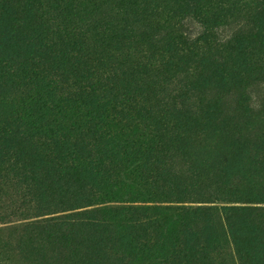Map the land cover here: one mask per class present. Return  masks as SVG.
Masks as SVG:
<instances>
[{
	"label": "rangeland",
	"instance_id": "rangeland-1",
	"mask_svg": "<svg viewBox=\"0 0 264 264\" xmlns=\"http://www.w3.org/2000/svg\"><path fill=\"white\" fill-rule=\"evenodd\" d=\"M42 1L29 11L54 10L51 0ZM202 1L229 10L224 27L210 30L185 10L136 34L144 13L126 17L133 0H114L110 12L113 22L133 29L129 42L109 43L107 27H88L87 47L110 46L123 59L128 82L144 81L156 69L164 74L140 99L141 114L115 115L107 104L106 120L91 129L73 71L56 84L42 73L60 50L61 35H49L41 50L0 31V264H264V0ZM11 2L15 10L30 4ZM87 5L70 2L64 19L80 17ZM176 121L182 126L174 127ZM169 132L176 152L165 159ZM15 148L63 156L89 199L69 195L81 208L66 210L54 195L53 211L97 210L106 223L107 256L94 259L84 233L63 249L29 230L57 214L43 215L41 202L22 194L25 182L9 172ZM223 207L254 211L228 214Z\"/></svg>",
	"mask_w": 264,
	"mask_h": 264
},
{
	"label": "trees",
	"instance_id": "trees-1",
	"mask_svg": "<svg viewBox=\"0 0 264 264\" xmlns=\"http://www.w3.org/2000/svg\"><path fill=\"white\" fill-rule=\"evenodd\" d=\"M37 1L41 2L42 0H27L25 3H30L29 5L20 6L22 9L16 7L15 10L11 5L14 2L0 0V31L3 32L4 29L9 35L6 36L15 44L17 41L19 42L18 45H21L24 41L30 47L35 46L41 50L47 48L45 41L49 35H53L55 32L57 35H61L62 42L56 45L60 50L50 56L48 69L42 71V73L48 79L54 80V84H56L57 79L65 73H70V69L73 71L76 97L82 99L88 105L86 114L90 124L89 129L95 127L100 119H105L103 113L107 111V104L115 115L122 112L129 116L131 113L137 114L140 112L141 114L140 99L145 98L147 94L149 96V93L154 90L157 80L155 77L160 74L164 75L162 70L156 69L157 73L154 70L152 74L146 76L144 81L141 79L135 83L128 82L123 76V59L113 57L111 47L103 46L105 43L94 42L87 47V38L84 37L91 25L93 27L103 25L111 32L112 37L109 43L129 42L133 29L125 23L113 22L110 17L114 0H89V5L85 7L80 17L73 15L67 20L64 19L63 12L68 10L70 2L75 0H51V2L49 1L50 6L54 8L52 12L51 7L44 10L43 13H39L35 8L37 11L33 14L29 10L31 7L32 9L35 7L34 3ZM133 1V4H130L131 8L125 10L126 17H137L136 13H144L143 25L136 34L139 31H151V26L158 25L159 20H162L163 17L167 21L176 20L185 10H188L187 12L195 18L201 17V20L210 30L224 27L226 25L225 21L230 18L228 15L229 10L225 9L226 7L215 9L212 1H209V6L202 0H183V4L182 0ZM146 1L150 3L147 4ZM161 3L169 8L163 7V10H159V4ZM16 5H18V1ZM20 10H22V13H20ZM56 10L59 11L55 13ZM65 21L70 30L62 27ZM178 22L180 23L177 20ZM49 23L51 24L49 25ZM1 34L5 35L4 33ZM185 42H181L184 51L190 52L192 49L187 41ZM25 53L26 47L19 56L24 57ZM4 58L0 53V63L5 62L3 61ZM64 68H69V70L66 71ZM30 74L34 76L36 73L31 71ZM138 83L139 85L136 86ZM51 86L52 84H48L46 87L50 89ZM165 121L162 120L160 124L164 126ZM175 126H182V123L176 121ZM171 134L173 133L169 132L163 135L164 145L171 146L165 151V159H171L172 153L176 152L174 150L175 146L172 144L176 145L177 141ZM79 145L84 146V140L80 141ZM30 150L11 149L14 163H12L9 172L20 182H25V192L22 193L24 196H30L29 198H32L34 202H41L42 205L39 204V208L46 211L43 215H57L29 225V230L36 231L41 239L63 249H72L73 246L71 245L78 242L80 233H84L87 235L85 239H87L93 258L101 259L107 256L103 249L106 223L98 216L97 210H83L70 214H58L60 212L64 213L65 210L53 211L55 204L52 197L54 195H58V200L66 204L68 207L66 210L81 208L79 205L81 203L78 201L77 204L75 201H71L73 199L69 198V195L77 196L78 200L84 202L89 199L86 190L83 188L82 191L80 181L70 178L69 170L71 168L64 161L63 156L52 153L47 157H40L38 151L35 150L31 153ZM42 176L46 179L43 183L40 182ZM28 184H31V192ZM52 184L54 186L50 188ZM60 205L63 204L60 203ZM220 210L228 214L254 211L242 207H223Z\"/></svg>",
	"mask_w": 264,
	"mask_h": 264
}]
</instances>
